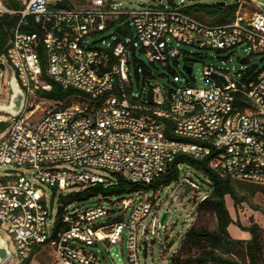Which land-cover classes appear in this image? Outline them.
Instances as JSON below:
<instances>
[{
	"label": "built area",
	"instance_id": "1",
	"mask_svg": "<svg viewBox=\"0 0 264 264\" xmlns=\"http://www.w3.org/2000/svg\"><path fill=\"white\" fill-rule=\"evenodd\" d=\"M137 1L142 2L138 8L128 9L126 0H27L18 12L0 3V14H18L19 25L30 19L38 29L31 34L16 29L1 61L25 94L21 114L0 133V168L30 172L0 177V227L11 236L20 260L46 246L54 264H102L84 247L118 245L122 252L124 235L126 255L114 251L110 258L115 264H140V239L157 227L156 219L150 227L144 220L162 188L133 193L134 198L121 200L117 217L91 226L114 211L102 205L79 211L70 209L76 202L63 205L60 199L114 184L115 179L93 170L149 186L179 155L211 157L209 165L220 176L264 187V67L250 76L241 70L236 74L240 85L221 70L205 68L209 89L184 86L165 92L151 86L139 96L131 92L125 72L129 53L137 48L150 64L178 61L182 52L173 43L215 50L246 47L251 54H264V12L254 3L264 6V0H234L233 5L219 0L214 6L225 10L223 23L197 18L185 0ZM113 25L124 34L132 28L130 41L104 51L87 45V37ZM42 69L64 90L81 92L80 106L42 108L38 93L50 89ZM167 131L178 140L168 138ZM36 182L53 190L50 203ZM148 193L151 200L145 199ZM138 196L142 199L136 202ZM7 251L10 258L8 244Z\"/></svg>",
	"mask_w": 264,
	"mask_h": 264
},
{
	"label": "rangeland",
	"instance_id": "2",
	"mask_svg": "<svg viewBox=\"0 0 264 264\" xmlns=\"http://www.w3.org/2000/svg\"><path fill=\"white\" fill-rule=\"evenodd\" d=\"M16 1L23 5L27 0ZM185 1L190 7L196 5L214 6L219 2V0ZM227 1L230 5H233L234 3V0ZM126 2L127 3L124 7L128 9H136L142 4V2H138L137 0H126ZM0 3L2 5L1 0ZM251 10L253 9L251 8ZM192 14L203 21H214V18L212 19V16L208 15L206 11L199 10ZM133 35L134 31L132 28L130 33L124 34L118 31L117 25H113L101 33H96L87 37L86 41L90 48L104 51L113 47L116 42H129ZM173 46L179 49L182 54L178 61L169 60L166 66H161L158 63H148L145 59L144 53L138 48L129 53L125 72L129 77L130 90L133 95L139 96L141 92L145 93L151 86H159L165 92L175 91L177 88H182L184 86L209 89L212 80L204 79L203 70L205 68L221 70L227 74L229 79L240 85L242 83L237 80V73L246 69V73L250 76V74L252 75V73L261 70L264 67V54H251V51L247 50L246 47L229 50H215L197 49L183 45H176V43H173ZM185 63L191 65V73H186L184 70L183 65ZM11 73V69L8 65L0 62L1 105L9 103L11 96L9 79ZM37 98L44 103L41 107L46 108L47 110H54L56 108L61 109L63 106L61 103L47 102L40 97ZM68 104L69 107L72 106V108L75 109L80 106L79 99H71ZM40 116L41 113L37 114L33 120H36ZM0 121L11 122L12 118L0 113ZM63 168L69 169L67 166H64ZM12 171L24 173L27 176L30 174V172H24L22 170L12 169L9 166H3L0 168V177ZM92 173L109 180L115 179L113 175L105 171L93 170ZM190 183H193L196 188H192ZM36 184L41 187L46 199L50 203L53 196V190L46 185L39 184L38 182H36ZM208 191L209 185L207 180H205L200 173L191 168L185 167H181L180 169V179L178 182L160 189L156 195L157 199L153 201L150 215L144 220V225L150 227L151 220L156 219L157 227L152 233L148 232L145 237L140 239L142 241L140 264H168L170 257L178 248L188 227L193 226L195 228H204L209 231L215 230L216 222L213 216L207 213L199 215L195 213L198 202L208 193ZM134 197V194H126L118 197L110 196L107 197V201H101L99 197H93L83 202H76L70 209H78L79 211H82L97 205H102L104 207H109L114 211L109 217H103L91 223V226H97L98 224L107 222L118 216L119 211L122 210L120 204L121 200ZM151 197L152 195L148 193L145 199L151 200ZM141 199L142 196L136 197V202ZM115 203H117L118 206H112V204ZM57 204L58 202L55 200L53 207L54 210L57 209ZM225 205L233 222L240 224L242 227H249L251 224H256L261 231V239L264 244V194L258 192L255 194H248L245 202L236 207H233L232 201L229 197H225ZM128 214L129 211H127L124 221L127 220ZM163 214H166V219L164 220L163 226L159 227V221ZM231 226L237 231H240L236 226ZM0 236L8 244V250L11 253V257L4 264H20V262L25 260H20L11 236L8 235L6 229L3 227H0ZM230 237L234 239L231 235ZM122 239V252H120V247L118 245L107 248L105 245L98 244L97 247L84 248L96 253L102 264H115V259L111 257L114 260L113 263L109 254L115 251L119 257L120 255L123 257L126 255V239L124 235H122ZM29 257H31L30 262L33 261V264H54L51 251L46 246L36 249Z\"/></svg>",
	"mask_w": 264,
	"mask_h": 264
},
{
	"label": "trees",
	"instance_id": "3",
	"mask_svg": "<svg viewBox=\"0 0 264 264\" xmlns=\"http://www.w3.org/2000/svg\"><path fill=\"white\" fill-rule=\"evenodd\" d=\"M3 7L9 12H18L23 8L16 0H1ZM64 8V5H59ZM206 11L214 17L215 23H223L225 10L219 6L188 7L189 13L195 11ZM19 15L10 13L0 14V62L4 59L9 42L13 33L18 29L21 33L31 34L38 31L37 27L27 20V24L19 25ZM118 31L124 33L121 29ZM42 80L50 86L48 91H40L39 97L47 102L61 103V110L68 108L71 99H79L81 102L84 95L72 88L64 90L44 75L42 69ZM7 127V122L0 121V133ZM166 136L178 140L168 131ZM211 157L196 160L189 156L179 155L169 166L167 171L149 186H141L128 183L120 178H115L114 184L104 188L95 185L83 189L78 193H70L61 197L60 202L67 205L73 202H83L98 195L104 197L122 196L141 191H157L179 181V167L191 168L200 173L209 185V191L203 200L196 206V214H210L216 222L215 230L209 231L204 228L188 227L176 251L172 254L168 264H264V244L261 239V231L256 224L242 227L233 222L225 205V197H229L233 207L245 202L248 194L262 193L264 187L235 181L229 177H222L214 171L209 163ZM236 226L241 232L249 235L246 240L232 239L228 233L229 226ZM31 257L26 258L20 264H29Z\"/></svg>",
	"mask_w": 264,
	"mask_h": 264
},
{
	"label": "water",
	"instance_id": "4",
	"mask_svg": "<svg viewBox=\"0 0 264 264\" xmlns=\"http://www.w3.org/2000/svg\"><path fill=\"white\" fill-rule=\"evenodd\" d=\"M254 3L258 6L259 9H261L264 12V6L260 3H257L254 1ZM186 73H191V68L187 67L186 65L183 66ZM11 77L9 79V88L11 91V96L9 99V103L6 105L0 104V113H3L7 115L10 118H17L23 109L24 101H25V94L20 89V87L17 84V81L14 76V72L11 70ZM214 77L221 80L224 84V80L213 74ZM166 219V214H163L159 225L163 226L164 220ZM9 259V253L7 251V243L3 242L0 237V264H4Z\"/></svg>",
	"mask_w": 264,
	"mask_h": 264
},
{
	"label": "crops",
	"instance_id": "5",
	"mask_svg": "<svg viewBox=\"0 0 264 264\" xmlns=\"http://www.w3.org/2000/svg\"><path fill=\"white\" fill-rule=\"evenodd\" d=\"M228 231L230 233V235L234 238V239H240V240H246L248 238V234L245 232H240L237 231L235 228H233L232 226H229ZM30 264H33V261L30 262Z\"/></svg>",
	"mask_w": 264,
	"mask_h": 264
}]
</instances>
